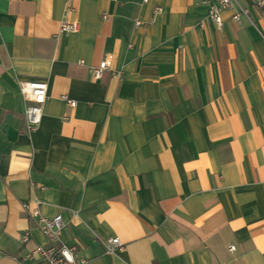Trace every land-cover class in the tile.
Returning a JSON list of instances; mask_svg holds the SVG:
<instances>
[{"label": "crops", "instance_id": "0c3cea01", "mask_svg": "<svg viewBox=\"0 0 264 264\" xmlns=\"http://www.w3.org/2000/svg\"><path fill=\"white\" fill-rule=\"evenodd\" d=\"M212 3L0 0V264H38L35 200L88 264H264V9ZM24 80L49 85L33 131Z\"/></svg>", "mask_w": 264, "mask_h": 264}, {"label": "built area", "instance_id": "2783aa9c", "mask_svg": "<svg viewBox=\"0 0 264 264\" xmlns=\"http://www.w3.org/2000/svg\"><path fill=\"white\" fill-rule=\"evenodd\" d=\"M148 2V0H143ZM251 6L258 9H264V0H214L211 5L209 19H211L218 27L224 25V11L231 12V18L237 23H241L244 19L251 17ZM160 10L159 7L156 8ZM72 7H68L65 11L64 18L61 21L59 33H70L78 29V22L69 18ZM107 13H104V18ZM140 20H136V25H139ZM130 46L132 44L130 43ZM84 63V60H80ZM110 70L112 75L121 79L123 70L112 68L109 60L104 58L99 65L90 66V76L94 80L101 79L105 72ZM48 82L45 80H24L20 82V90L25 98L26 106L24 109L26 127L29 131L37 129L43 119V108L48 98ZM69 104L76 106L77 100L70 98L68 95L62 96ZM23 208L28 212L29 216L37 220L39 228L47 237V245L37 246L29 258H36L38 264H88L89 260L84 257L76 244H68L62 237V231L65 226V220L61 213L48 217L41 212L40 202L24 201ZM22 243L29 240V234H22ZM120 238L114 237L108 241L107 248L110 252L121 247ZM236 246L231 245L230 250H235ZM28 259V258H26ZM21 264H27L26 260L20 261Z\"/></svg>", "mask_w": 264, "mask_h": 264}]
</instances>
